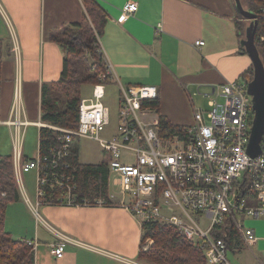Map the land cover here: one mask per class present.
<instances>
[{
  "label": "crops",
  "instance_id": "obj_1",
  "mask_svg": "<svg viewBox=\"0 0 264 264\" xmlns=\"http://www.w3.org/2000/svg\"><path fill=\"white\" fill-rule=\"evenodd\" d=\"M95 1L107 19L99 41L103 61L122 85L156 87V115L174 126L192 124L195 102L205 99L202 94L246 78L252 68L241 50L233 0ZM128 2L137 3L138 10L119 24ZM84 15L82 0H0V121H10L13 108H19L25 123L23 162L41 151L42 85L57 82L63 70L65 52L50 36L81 23ZM199 41L204 45L196 47ZM12 133V127L0 125V158L12 155ZM28 198L33 201L34 196ZM119 199L114 196L111 204L103 205L41 206L38 221L21 196L8 204L4 230L13 240L32 242L34 264H138L143 223ZM250 222L257 241L233 251L236 264H259L264 257V216ZM58 236L69 241L62 259L51 252Z\"/></svg>",
  "mask_w": 264,
  "mask_h": 264
},
{
  "label": "built area",
  "instance_id": "obj_2",
  "mask_svg": "<svg viewBox=\"0 0 264 264\" xmlns=\"http://www.w3.org/2000/svg\"><path fill=\"white\" fill-rule=\"evenodd\" d=\"M138 10L128 2L118 23L123 24ZM264 20V9L261 10ZM264 52V28L259 33ZM100 38L96 46L102 53ZM203 41L195 43L196 47ZM104 59V56H103ZM97 73L98 83L90 98L80 100L77 128L68 129L42 123L55 133L54 145L46 154L22 161L24 122L13 108V118L2 122L13 128L12 161L17 188L39 221L41 206H89L112 203L116 194L95 199L79 197L72 145L76 139L95 142L108 160V188L118 191L119 201L142 223H160L176 229L187 241L199 246L207 264H231L230 246H253L257 238L246 220L264 216V133L260 154L247 153L253 120L250 80L228 82L219 91L202 94L207 110L194 109L193 123L178 134L161 136L160 122L153 103L159 91L154 86H125L104 60ZM118 82V114L115 132L102 138L110 124L104 105L105 83ZM223 102L218 103L217 99ZM124 158V159H123ZM75 160V157H74ZM76 164H82L79 159ZM72 169V170H70ZM35 173L34 201L24 188L23 174ZM52 194V196H51ZM5 194H2L4 196ZM47 225V224H46ZM48 229L58 234L47 225ZM59 235V234H58ZM69 241L58 236L51 246L54 258L62 259ZM32 247V242H28ZM35 247V244H34ZM264 264V257L259 260Z\"/></svg>",
  "mask_w": 264,
  "mask_h": 264
},
{
  "label": "trees",
  "instance_id": "obj_3",
  "mask_svg": "<svg viewBox=\"0 0 264 264\" xmlns=\"http://www.w3.org/2000/svg\"><path fill=\"white\" fill-rule=\"evenodd\" d=\"M82 2L85 9L82 22L64 27L50 36V41L60 45L65 52L63 70L57 82L43 84L41 89V121L68 129L77 128L78 107L81 100L80 88L86 84H97V73L104 69L103 56L96 43L97 37H102L107 23L105 11L95 0H82ZM241 4L257 16L255 45L264 59L263 47L258 39L259 33L264 28L261 12L264 9V0H241ZM237 16V33L242 37V25L239 20L243 18L238 13ZM241 50L244 52L242 48ZM1 59L2 44L0 42V63ZM246 75L243 79L251 81L253 69L250 68ZM158 104V101L153 103L156 110ZM159 122L161 136L178 134L184 129V127L172 125L162 116L159 117ZM40 140L41 152L46 154L50 146L54 145L55 133L50 129L41 128ZM73 152L75 160L72 157L71 166L77 170L75 180L78 184L79 197L105 198L108 191L107 164L102 162L96 165H84L82 163L78 166L76 160H78L79 152L78 150ZM2 194L5 195L2 196ZM20 198L12 157L0 158V264H34L32 247L28 245V242L13 240L4 230L7 206L9 203L19 201ZM105 201L106 204H110L107 200ZM143 237H150L153 240V250L148 258L156 264H207L203 250L187 241L171 226L153 222L143 223L141 248ZM240 247L239 243H235L230 246V250L234 251ZM141 256L140 251L139 258Z\"/></svg>",
  "mask_w": 264,
  "mask_h": 264
},
{
  "label": "rangeland",
  "instance_id": "obj_4",
  "mask_svg": "<svg viewBox=\"0 0 264 264\" xmlns=\"http://www.w3.org/2000/svg\"><path fill=\"white\" fill-rule=\"evenodd\" d=\"M239 21H240V24L242 25V31H243L242 38L244 39L245 38V30L249 26L250 22L243 20V19H241ZM261 59H262L263 64H264V59L262 58V56H261ZM92 87H93V85H90V84L83 85L80 88V99H83V96L84 97H90L91 92H92ZM117 90H118V88H117V85H115V84H107L106 85L105 97L103 99V103L109 109L110 124L107 127V129L105 130V132L101 135L102 138L110 137L115 132V129H116L117 114H118V100H119V92ZM56 99H58V97ZM217 101H218V103L221 104L223 102V99L218 98ZM195 104L198 105V108L203 109V110H207V100L197 99ZM72 148L74 150H78L79 159L84 165L85 164L90 165V164H95V163L100 164V163L106 162L108 160L107 155L104 152H102L100 147L93 141H90L87 139H76L72 145ZM23 183H24V188H25L28 196L29 197L34 196L35 173L30 172V173L23 174ZM92 189H93V187H92ZM110 192H112V193L116 194V196L120 197L118 195L117 189L115 187H113L112 185L110 186ZM92 193L94 194L93 191H92ZM95 199H98V197L93 196V198H91L90 200L95 202L96 201ZM33 201H34V198H33ZM250 220L251 219L245 221L244 225L246 227H252ZM21 226H22L21 229H23L25 227V223ZM153 246H154V243L150 237L149 238L143 237V244H142V250H141L142 256L138 259L139 260L138 264H156L151 259L148 258V255L153 250ZM241 247L243 248V250H246L244 246L241 245ZM253 252L255 253L254 250H253ZM237 255L234 254L232 250L228 251L227 258L231 262V264H236V261H237L236 256ZM247 257H248L247 255H243L242 260H246Z\"/></svg>",
  "mask_w": 264,
  "mask_h": 264
},
{
  "label": "water",
  "instance_id": "obj_5",
  "mask_svg": "<svg viewBox=\"0 0 264 264\" xmlns=\"http://www.w3.org/2000/svg\"><path fill=\"white\" fill-rule=\"evenodd\" d=\"M233 1L237 13L250 22L245 31V38L241 40L240 45L249 57L253 69V77L247 84V93L252 97L254 113L247 153L251 157H256L260 154V141L264 133V64L255 45L258 20L254 13L244 9L241 0Z\"/></svg>",
  "mask_w": 264,
  "mask_h": 264
}]
</instances>
